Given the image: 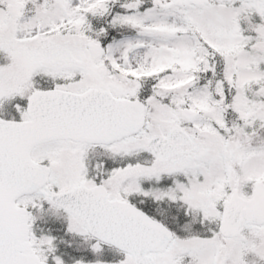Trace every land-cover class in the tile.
I'll list each match as a JSON object with an SVG mask.
<instances>
[{
	"label": "snow or ice",
	"instance_id": "obj_1",
	"mask_svg": "<svg viewBox=\"0 0 264 264\" xmlns=\"http://www.w3.org/2000/svg\"><path fill=\"white\" fill-rule=\"evenodd\" d=\"M0 264H264V0H0Z\"/></svg>",
	"mask_w": 264,
	"mask_h": 264
}]
</instances>
